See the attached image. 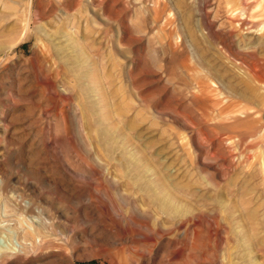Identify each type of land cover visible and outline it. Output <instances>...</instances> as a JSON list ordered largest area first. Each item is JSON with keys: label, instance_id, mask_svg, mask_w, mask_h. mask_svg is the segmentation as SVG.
Listing matches in <instances>:
<instances>
[{"label": "rangeland", "instance_id": "obj_1", "mask_svg": "<svg viewBox=\"0 0 264 264\" xmlns=\"http://www.w3.org/2000/svg\"><path fill=\"white\" fill-rule=\"evenodd\" d=\"M0 264H264V0H0Z\"/></svg>", "mask_w": 264, "mask_h": 264}]
</instances>
